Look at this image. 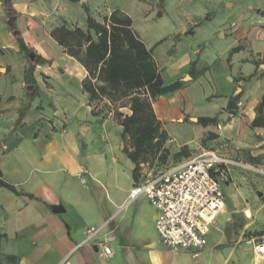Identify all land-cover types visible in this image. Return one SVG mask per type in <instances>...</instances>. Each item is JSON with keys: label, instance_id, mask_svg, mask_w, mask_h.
<instances>
[{"label": "crops", "instance_id": "obj_1", "mask_svg": "<svg viewBox=\"0 0 264 264\" xmlns=\"http://www.w3.org/2000/svg\"><path fill=\"white\" fill-rule=\"evenodd\" d=\"M60 2L67 7L81 3L84 9L86 5L99 22L115 10L130 17L109 0H0V179L14 188L0 187V264H97L100 256L95 244L83 243L86 231L112 217L101 235H114V254L100 258V264H116L119 252L120 260L128 263L132 250L156 245L148 242V232L160 239L155 227L158 211L145 196L130 203H138L132 210L125 206L141 178L134 180V164L126 153L124 157L131 161V186L122 194L112 190L115 169L124 158L115 153V143L107 140L110 133L104 135L93 115L96 100L83 88L88 71L69 51L71 46L76 48L75 42L67 40L62 45L54 35L61 27L87 32L88 14L85 9L84 24L59 22L52 18V10H58ZM252 10L259 9H244L245 19ZM210 19L207 13L198 21H183L171 34V46L158 57L155 50L167 38L147 45L132 19L137 36L152 50L164 84L182 83L153 103L161 129L167 133L168 168L205 150H217L250 167L254 157L264 153V107L259 111L264 98V52L243 54L248 45L244 41L248 30L243 29L222 49L207 54L201 41L189 36L196 38L203 22ZM18 35L33 51L32 58L20 51ZM257 36L264 37L263 33ZM36 56L48 62L34 66L35 84L29 85L25 71L35 64ZM215 64L220 70L211 72ZM213 117L218 118L216 123H198L199 118ZM171 123L198 124L204 132L193 146L173 147ZM118 128L121 133L122 127ZM89 180L110 189L106 197L97 188L90 189ZM220 230L226 237L219 224L211 232Z\"/></svg>", "mask_w": 264, "mask_h": 264}, {"label": "rangeland", "instance_id": "obj_2", "mask_svg": "<svg viewBox=\"0 0 264 264\" xmlns=\"http://www.w3.org/2000/svg\"><path fill=\"white\" fill-rule=\"evenodd\" d=\"M9 2L11 3L12 0ZM60 3L61 7L58 10H52V18L59 22L66 20L77 24L85 23V9L81 3L71 7L63 6V2ZM109 3L112 7H118L130 15L135 29L147 45L151 46L156 39L167 38L163 45L155 50L157 57L163 56L166 49L171 46V34L183 21L187 19L198 21L199 17L207 13L210 14L211 19L203 22L198 36L196 38L189 36L190 40L199 39L200 47H205L207 54H214L215 49H222L233 38L232 36L243 29L248 30L244 39L248 45L243 49V54L264 52V37L261 39L257 36L258 33H263L264 36V27L257 23V15L264 13V0H109ZM228 4L232 5L228 6ZM157 6L160 7L159 10ZM45 8L50 11L49 6ZM246 8L259 10H252L251 17L245 19ZM183 32L182 29L181 33ZM222 33L226 36L222 37ZM210 69L211 72H218L220 65L215 64ZM95 104L93 115L98 117L100 129L104 135L106 131L110 133L108 142L113 141L115 153L119 158H124V162L122 160V163H119L121 167L115 169L114 187H112L113 191L122 194L125 188L131 186L128 166L131 161L124 157L123 153L132 149V142L128 136L125 138L121 136L119 122L114 112L115 107L104 100H97ZM120 111L128 112L127 108ZM169 127L174 133L173 147L183 143L193 146L204 132L203 127L198 124L171 123ZM169 154L170 149L166 146L156 154L151 153L147 161L141 163L139 177L154 175L167 169ZM254 159L252 167L234 168L229 182L223 184L226 213L219 214L217 221L226 237L222 235L221 230L212 231L207 238V252L203 250L204 252L202 251L203 253L201 252L197 258H193L188 253L172 254L155 234L148 232V242L155 241L156 245L150 250H132L133 258L128 263L120 260L122 252H119L120 255L114 260L116 264H254L251 240L264 234V153ZM87 186L90 189L100 190L103 197H106V192L110 190L106 186H95L91 180L88 181ZM137 204V202L129 204L127 209L132 210ZM244 209L250 210L252 213L250 218L246 217ZM232 210L236 212L232 213ZM155 257L159 262H155ZM97 258V264L103 262L100 257Z\"/></svg>", "mask_w": 264, "mask_h": 264}, {"label": "trees", "instance_id": "obj_3", "mask_svg": "<svg viewBox=\"0 0 264 264\" xmlns=\"http://www.w3.org/2000/svg\"><path fill=\"white\" fill-rule=\"evenodd\" d=\"M85 9L88 14L87 32L80 28L69 30L61 27L54 35L62 45L67 40L75 42L76 48L71 46L69 51L88 71L83 88L90 94V99H106L115 107L116 118L122 127L121 136H128L132 142V149L125 152L134 164L132 176L138 180L141 163L147 161L151 153L160 152L167 141V133L161 129L153 103L158 96L178 90L182 83L164 84L152 50L137 36L130 17L115 10L110 17L99 22L89 14L86 5ZM17 44L26 56L33 53L19 35ZM47 62L36 56L35 64H30L25 71L26 83L35 84L32 78L34 66ZM263 107L264 98L259 106L260 112ZM123 108H127L129 113L121 112ZM217 121V117L198 119L202 125ZM259 124L255 119L253 125ZM1 186L14 191L11 185L0 179Z\"/></svg>", "mask_w": 264, "mask_h": 264}, {"label": "built area", "instance_id": "obj_4", "mask_svg": "<svg viewBox=\"0 0 264 264\" xmlns=\"http://www.w3.org/2000/svg\"><path fill=\"white\" fill-rule=\"evenodd\" d=\"M264 25V13L257 15ZM241 105V102H238ZM237 167H250L217 150H205L179 165L157 174L142 176L132 187L125 204L145 196L157 209L156 231L166 249L188 253L197 258L207 247L208 235L218 226L217 217L224 211L223 184L228 183ZM85 181V180H83ZM113 217L101 227H90L83 243L93 242L100 258L113 256L114 235H101ZM255 263L264 262V234L251 240Z\"/></svg>", "mask_w": 264, "mask_h": 264}, {"label": "bare ground", "instance_id": "obj_5", "mask_svg": "<svg viewBox=\"0 0 264 264\" xmlns=\"http://www.w3.org/2000/svg\"><path fill=\"white\" fill-rule=\"evenodd\" d=\"M245 212V215H246V217L247 218H250L251 217V212H250V210L249 209H247L246 211H244Z\"/></svg>", "mask_w": 264, "mask_h": 264}, {"label": "water", "instance_id": "obj_6", "mask_svg": "<svg viewBox=\"0 0 264 264\" xmlns=\"http://www.w3.org/2000/svg\"><path fill=\"white\" fill-rule=\"evenodd\" d=\"M14 34H18V31H15ZM33 56H34V53H31L30 54V57L32 58ZM54 211L59 212L60 210L54 209Z\"/></svg>", "mask_w": 264, "mask_h": 264}]
</instances>
